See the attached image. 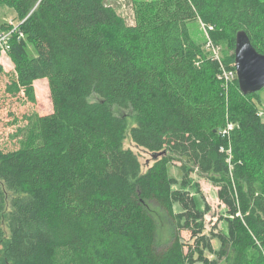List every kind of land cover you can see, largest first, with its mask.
I'll return each mask as SVG.
<instances>
[{
	"label": "trees",
	"instance_id": "1",
	"mask_svg": "<svg viewBox=\"0 0 264 264\" xmlns=\"http://www.w3.org/2000/svg\"><path fill=\"white\" fill-rule=\"evenodd\" d=\"M2 7L24 34L9 41L16 77L7 92L35 102L34 82L47 79L53 112L29 119L19 149L0 146V264H264L257 93L244 95L238 78L226 88L220 62L189 28L196 19L213 27L214 45L224 40L231 50L222 64L235 70L240 31L264 54L263 1L138 2L135 25L106 0H0ZM12 29L4 23L0 34ZM114 107L132 112V141L156 157L145 173L123 147L127 117ZM181 160L179 180L170 167ZM195 172L219 187L227 232H206L210 208L197 197ZM150 202L176 226L162 251Z\"/></svg>",
	"mask_w": 264,
	"mask_h": 264
},
{
	"label": "rangeland",
	"instance_id": "2",
	"mask_svg": "<svg viewBox=\"0 0 264 264\" xmlns=\"http://www.w3.org/2000/svg\"><path fill=\"white\" fill-rule=\"evenodd\" d=\"M148 1L152 0H106V4L113 7L128 25H135L136 3ZM261 1L264 2V0ZM19 22L21 21L13 10L7 7L1 8L0 25L4 23H9L11 25L12 23L17 24ZM189 28L193 40L197 43L203 44L205 51L209 53L210 56L217 54L220 60H222L230 54L231 50L227 42L224 40L215 47V50L207 48L206 44L209 41V36L203 23L199 19L191 21L189 23ZM29 54L31 56L35 55L31 46L29 47ZM0 69V146L4 151L8 152L17 150L21 147V143L24 139L23 131L27 128L29 119L35 116L48 115L53 112V102L47 79H41L34 82L35 102H31L23 92L17 95H12L7 92V86L10 81L16 77L15 64L12 61L8 50L0 55ZM254 102L257 105L258 110L264 111V89L255 95ZM113 111L117 115H124L127 117L128 130L123 147L132 150L137 155L141 163L142 173L147 172L155 163L156 157L153 153L137 146L132 141L130 129L135 125L132 112L124 111L117 107H114ZM183 162L184 160L175 161L170 167L171 175L179 180H181L183 175L180 167ZM191 178L200 186L201 194L197 195V197L201 201L202 207H205L204 201H206L210 208L205 215L206 232H227L228 225L225 218L228 217V208L218 197L219 187L215 186L208 177L200 176L197 172L193 173ZM189 190L195 194V190L192 187H190ZM7 209H10L9 204H7ZM147 209L157 223L156 249L162 251L173 240L176 226L156 202H150V204L147 205ZM175 210L179 211L180 209L176 206ZM5 225L6 223L4 222V228L8 234V229H6ZM181 235L185 242L189 244L193 243L194 240L190 232L182 231ZM213 246L217 249L219 247V242L214 240ZM207 255L210 259L214 258L213 255L208 253Z\"/></svg>",
	"mask_w": 264,
	"mask_h": 264
},
{
	"label": "water",
	"instance_id": "3",
	"mask_svg": "<svg viewBox=\"0 0 264 264\" xmlns=\"http://www.w3.org/2000/svg\"><path fill=\"white\" fill-rule=\"evenodd\" d=\"M235 68L239 88L244 95L264 89V54L256 50L244 31L236 37Z\"/></svg>",
	"mask_w": 264,
	"mask_h": 264
},
{
	"label": "built area",
	"instance_id": "4",
	"mask_svg": "<svg viewBox=\"0 0 264 264\" xmlns=\"http://www.w3.org/2000/svg\"><path fill=\"white\" fill-rule=\"evenodd\" d=\"M22 22H19L17 24H11V26L13 27V29L11 31H7V32H3L0 34V55L2 53H5L7 52V50H9V41H10V38L12 36V33L14 31H17L19 32V38H24V34L22 32H20L19 30V26ZM208 36H209V30H212L213 27L211 26H208L206 27L204 24H203ZM207 48H211V49H214L215 50V45L214 43L212 42L210 36H209V41L207 42L206 44ZM216 60H218L220 62V66H221V72L219 74V79L223 81V84L226 88H228L229 84L234 82L236 80L237 77V72H236V69L234 70L233 68H226L220 58L218 57L217 54H213L212 55ZM258 116L262 119V121H264V111H261V110H258ZM233 123H229L228 126L225 128V130L223 131V133L225 135H228L229 132L233 129Z\"/></svg>",
	"mask_w": 264,
	"mask_h": 264
}]
</instances>
